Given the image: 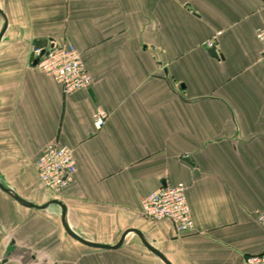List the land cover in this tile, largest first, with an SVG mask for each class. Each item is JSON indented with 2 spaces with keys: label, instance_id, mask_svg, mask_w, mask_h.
Instances as JSON below:
<instances>
[{
  "label": "crops",
  "instance_id": "obj_1",
  "mask_svg": "<svg viewBox=\"0 0 264 264\" xmlns=\"http://www.w3.org/2000/svg\"><path fill=\"white\" fill-rule=\"evenodd\" d=\"M0 8L1 183L38 205L59 199L88 240L114 245L138 229L173 264H242L264 252V0H0ZM53 40L80 50L88 88L66 94L34 64L35 49ZM100 107L108 116L97 129ZM50 144L73 148L77 163L59 194L35 167ZM178 183L193 219L187 233L141 215L144 197ZM61 215L57 203L31 208L0 189L4 264H165L135 232L116 249L85 245Z\"/></svg>",
  "mask_w": 264,
  "mask_h": 264
},
{
  "label": "built area",
  "instance_id": "obj_2",
  "mask_svg": "<svg viewBox=\"0 0 264 264\" xmlns=\"http://www.w3.org/2000/svg\"><path fill=\"white\" fill-rule=\"evenodd\" d=\"M257 37L264 44V26L257 31ZM211 47L213 41H206ZM37 63L41 71L52 76L69 94L88 88L93 77L86 67L80 50L72 43L50 41L46 47L35 49ZM108 116L104 108H98L93 115L94 125L100 129ZM40 183L53 194H59L73 181L77 172L74 150L67 145H48L35 162ZM143 216L154 220H169L180 233L193 229V219L187 201L184 183L176 185H160L156 190L144 197L141 202ZM264 225V212L257 215ZM5 259L0 257V264ZM242 264H264V252L244 255Z\"/></svg>",
  "mask_w": 264,
  "mask_h": 264
},
{
  "label": "water",
  "instance_id": "obj_3",
  "mask_svg": "<svg viewBox=\"0 0 264 264\" xmlns=\"http://www.w3.org/2000/svg\"><path fill=\"white\" fill-rule=\"evenodd\" d=\"M0 15L2 16L3 20H4V24L0 30V41H1V38L3 36V34L5 33L6 29H7V26H8V18H7V15L5 14V12L0 8ZM205 47L208 48V52L210 53L211 56H214V57H218L219 56V53L215 47V45L211 46V47H208L207 45H205ZM37 63V59L34 60V64ZM185 85L182 83L181 84V88H184ZM185 160L190 162V163H193L191 157L189 156H186L185 157ZM0 189H2L3 191H5L6 193H8L10 196H12L13 198H15L19 203H21L22 205L24 206H28V207H31V208H36V209H44L46 207H48L50 204L52 203H57L61 206L62 208V215H61V220H62V224H63V227L65 228L66 232L73 238L77 239L78 241L82 242L83 244L85 245H88V246H91V247H97V248H104V249H116L118 247H120L124 241V238L125 236L130 233V232H135L137 233L140 238L142 239L144 245L152 252L154 253L156 256H158L165 264H173L168 258L167 256L161 251L159 250L157 247H155L153 244H151L147 239L146 237L144 236V234L138 230V229H135V228H130V229H126L119 242L117 244H114V245H110V244H104V243H98V242H94V241H91V240H88L82 236H80L78 233H76L68 224L67 222V219H66V216H67V207L66 205L60 201L59 199H52L51 201H49L48 203H45L43 205H38V204H35L21 196H19L15 191H13L12 189H9L8 187H6L3 183L0 182Z\"/></svg>",
  "mask_w": 264,
  "mask_h": 264
},
{
  "label": "rangeland",
  "instance_id": "obj_4",
  "mask_svg": "<svg viewBox=\"0 0 264 264\" xmlns=\"http://www.w3.org/2000/svg\"><path fill=\"white\" fill-rule=\"evenodd\" d=\"M1 19V18H0ZM92 75V74H91ZM46 188V187H45ZM47 189V188H46ZM47 190H49V189H47ZM50 191V190H49ZM51 192V191H50ZM141 215L143 216V213H142V211H141ZM145 217V216H144ZM147 218V217H146ZM149 219V218H148Z\"/></svg>",
  "mask_w": 264,
  "mask_h": 264
}]
</instances>
